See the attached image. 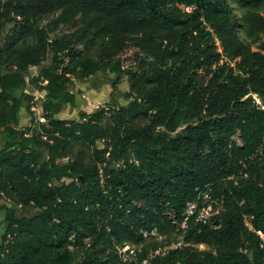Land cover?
I'll return each mask as SVG.
<instances>
[{
    "label": "trees",
    "instance_id": "1",
    "mask_svg": "<svg viewBox=\"0 0 264 264\" xmlns=\"http://www.w3.org/2000/svg\"><path fill=\"white\" fill-rule=\"evenodd\" d=\"M263 6L0 0V264H140L166 248L152 264H264ZM241 20L257 46L241 40ZM60 25L72 31L56 34ZM48 57L59 73L43 68ZM83 80L111 85V98L60 119ZM30 87L43 94L39 132L20 127L36 98ZM209 192L224 202L212 218L219 229L199 218ZM182 226L183 244L170 249Z\"/></svg>",
    "mask_w": 264,
    "mask_h": 264
},
{
    "label": "rangeland",
    "instance_id": "2",
    "mask_svg": "<svg viewBox=\"0 0 264 264\" xmlns=\"http://www.w3.org/2000/svg\"><path fill=\"white\" fill-rule=\"evenodd\" d=\"M236 11L239 14V16H243V11L240 10L238 7H236ZM260 11H264V6L261 8ZM240 24L241 27L238 29V35L240 36L241 40L248 45L251 44L256 45L255 41L257 40L258 33L244 20H241ZM68 31H72V30L67 26L60 25L59 28L56 30V34H64ZM133 59H134L133 49L127 50L126 53L122 56V60L125 65L131 64L133 62ZM43 68L49 69L52 74L59 73L61 70V67L56 66L52 62L51 57L47 58L46 62L43 64ZM39 73L40 70L38 68L31 69L32 76H38ZM94 82H96V84L98 83V81H93V83ZM98 85L99 87L95 88L92 82L90 81H86V80L76 81L74 86L75 90H80L82 92L81 95L77 96L76 108L74 109H71L69 107L66 108L63 111V113L59 116V118L62 120L77 121L79 120L78 118L79 112L86 111L88 113H93L99 107L106 105L112 96V87L111 85L105 84L102 81ZM118 88H119V92L117 94V97L119 98L118 101L121 105L125 106L127 105V102L123 99V95L129 92L130 90V84L128 82L127 77H124L122 79L121 84L119 85ZM28 90L33 92L36 98L34 101V105L29 112L26 110H22L20 112V127L22 129L30 128L32 132H39L40 124L41 123L47 124V122L43 118V111L41 108L43 94L36 92V90L35 91L32 90V88H29ZM257 102L259 103L260 106L262 105V102L259 99H257ZM4 144H5L4 135H0V148H2ZM132 161H135V158H133ZM201 202H202V206H205V208L201 210V214L199 217L200 220L206 221L215 229H219L221 226V222L213 221L212 218L224 212V202L219 198H213L210 192L203 195ZM141 205L142 204H140V206ZM195 210L196 207L188 206L185 215L189 217L195 212ZM168 216L173 222H177L176 217L172 212H169ZM3 218H4V213H0V244H1V236L3 234ZM248 226L251 228L249 224ZM185 229L186 228L182 226L181 231H177L176 233H173L169 237L170 240H173L177 243L174 244L172 247H170V249L180 247L183 244ZM163 238L158 233H156V236L150 237L147 241L149 243L153 241L161 242L163 241ZM192 246L200 251H212V248L206 245H192ZM130 250L131 252H135L137 250V246L130 245Z\"/></svg>",
    "mask_w": 264,
    "mask_h": 264
},
{
    "label": "built area",
    "instance_id": "3",
    "mask_svg": "<svg viewBox=\"0 0 264 264\" xmlns=\"http://www.w3.org/2000/svg\"><path fill=\"white\" fill-rule=\"evenodd\" d=\"M188 10H189V8H188ZM261 108H263L262 105H261ZM235 140L237 141V143H238L239 145H242V142H241L240 134H239V133H238L237 136L235 137ZM101 177H102V175H101ZM102 182H103V180H102ZM190 206H194V207L197 208V206H196L195 204H190L189 207H190ZM200 214H201V212H200ZM156 233H157V232H153V233L150 234V233L144 232V233H142V235H143V237H144L146 240H148L150 237H152V236H156ZM168 249H169V248H166V249H164L163 251H156L155 254H149L148 258H147L146 260H144L143 262H141L140 264H152V260H153L156 256L165 255V252H166ZM71 250L73 251V248H71ZM122 259H123L124 262L130 260V258H129L125 253H124V254L122 253Z\"/></svg>",
    "mask_w": 264,
    "mask_h": 264
},
{
    "label": "crops",
    "instance_id": "4",
    "mask_svg": "<svg viewBox=\"0 0 264 264\" xmlns=\"http://www.w3.org/2000/svg\"><path fill=\"white\" fill-rule=\"evenodd\" d=\"M33 77H34V76H33ZM30 88H31V87H30ZM28 89H29V88H28ZM32 90H34V89L32 88ZM34 91H35V90H34ZM28 92L35 96V94H33V92H31V91H29V90H28ZM36 92H37V91H36ZM41 108H42V106H41ZM23 129H24V128H23ZM4 139H5V138H4Z\"/></svg>",
    "mask_w": 264,
    "mask_h": 264
}]
</instances>
